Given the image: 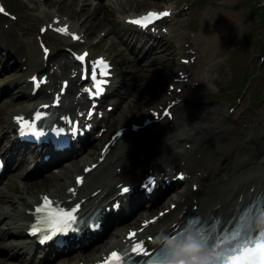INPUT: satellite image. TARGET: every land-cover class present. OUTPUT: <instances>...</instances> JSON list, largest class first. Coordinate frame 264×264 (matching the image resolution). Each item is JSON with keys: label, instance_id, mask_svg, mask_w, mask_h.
<instances>
[{"label": "rangeland", "instance_id": "374dc122", "mask_svg": "<svg viewBox=\"0 0 264 264\" xmlns=\"http://www.w3.org/2000/svg\"><path fill=\"white\" fill-rule=\"evenodd\" d=\"M4 1L7 7L18 16L15 19H0V22L4 25L6 23L8 24L4 27L6 30L8 29L7 34H12L11 31L15 30V26L18 24L19 26L21 25L23 29L22 40H27L30 43L29 45H31L32 47L37 46L35 41V34L38 32V26L43 23L45 19L44 16L42 17V14L47 11L52 13V10H54L57 12V15H62L63 17L65 16L69 22H74L76 26L84 28L85 31H87L90 39H93L94 36L97 35L98 32L104 29L105 27L109 28L114 23H121L120 19L124 14H129L130 12L135 11H141L146 7L159 8L163 6H170L171 3L172 5L174 4L176 9H180L182 6H184L186 7L184 13L182 14L181 12H178L176 14L179 17L177 22L174 24L175 31L169 37L170 44H167L166 42L161 43V49L159 51H155L152 56L145 58V60H141L142 63H148V65L143 66L142 63L136 62V60L131 58V53H129L128 49H125L126 51L123 57L126 59V67H131L133 72H136L137 70L141 69L142 74L144 73V71H148L151 69L147 73L149 87L144 93L142 92L139 94L136 100V106L139 103H142L143 105L145 99V105H151L149 102L153 100L148 99V96L152 95L155 87L164 86L165 88H168L169 79L174 74L176 68L182 63L180 57L182 51L190 50L186 57L195 53L194 55L198 54L200 58L205 61L211 58L210 63L212 69L209 72L210 78L215 77L217 74L221 75L215 81L216 84L213 83V80H209L206 83H202L198 87L199 90L206 88L210 91H219L221 93H225L231 89H237L236 91H232V93H234V95H237L238 93L239 96L241 95L242 97H244L242 98L241 103H239V99H241V96L238 99L237 97L231 99L230 102L233 103V106L227 109V113L230 116L231 120L237 119L239 115L243 111H245V109L253 107V103L255 104V110L262 109V111L264 112V20H261L260 15L264 12V0H195L194 2L190 3H185V0H112L111 5L105 8V10H112L106 12H104V9H90L91 7L86 6L85 3H81L79 0H38L35 2L33 0ZM12 1L15 3V5L11 3ZM28 1L34 4V6H31ZM80 4L84 6L82 10H80ZM230 10L232 12H235V24L231 22L232 20L230 21V15L228 16V14H230ZM54 14L56 15V13ZM63 17L60 18L63 19ZM226 18L227 23L224 20ZM230 23H232L234 25L233 27L235 28H232V31L235 33H233L234 38L230 41L228 45L222 47V49H224L221 53V56L215 55L216 50L214 46L217 49V45L211 46L207 45L206 42L202 43L199 40H196V34L205 29L209 30V26L215 25L219 26L220 28L227 27V29H229ZM205 25L206 27H204ZM213 26L210 27V30L213 28ZM175 32L178 34H176ZM247 32L249 36L247 38V41H245L243 36L246 37L247 35H245V33ZM44 33L46 34V38L51 37V39L57 40V36L52 34L51 31L45 30ZM0 36L4 35L0 33ZM107 36H109L110 38H114L113 31L108 33ZM192 37H195V40ZM251 40L252 43H249ZM198 41L199 43H197ZM4 43L5 42H3V44ZM3 44L0 43V46H2ZM106 46H108V43L102 40L100 47L105 48ZM184 47L185 50H183ZM195 49L199 50L201 53ZM7 55H9L7 53V50L0 48V56L6 59L9 63V71L8 73H6V77H14L15 75H17L18 70L14 69L15 65H11L13 60ZM36 55L37 53H35V56ZM212 55L215 56L213 57ZM11 56L13 57V55ZM199 56L197 58H199ZM117 57L122 59L121 56H119L118 54ZM36 58H39V56L37 55ZM219 63H221L222 69L216 68ZM205 75L206 79L204 81L207 80V72ZM128 77L129 76H126V79H128ZM235 79H243L246 83L240 84L238 87L233 88L231 87V83ZM140 80H142V77ZM255 94H257V97H255L253 100ZM1 96L3 97L0 98V105H3L6 109L10 107L16 108L22 105H16L15 103L18 101H14L10 96L6 94H2ZM188 99L190 100V97ZM247 99L252 100L253 102H250V104L247 105ZM198 100L204 99L198 98ZM209 101H214L218 103L221 107L227 108L217 98L210 99ZM238 105L240 106V109L237 113H234L233 109ZM216 107L218 106H214L213 108ZM138 108L140 110H143L144 106H140ZM196 112L199 113L200 111ZM118 113H120L121 117V114L125 115L126 111L121 108ZM242 116L251 117V114H244ZM187 119L188 117H185L186 121ZM188 122L190 121H187L186 123ZM190 123L192 124V122ZM248 124L250 125V123ZM184 126L185 125H182L181 129L184 130ZM122 153L123 151L120 152V154ZM256 158L259 159L258 156ZM253 164L250 165L253 166ZM263 178L264 176L260 179L262 180ZM176 197H171L170 200L175 199Z\"/></svg>", "mask_w": 264, "mask_h": 264}, {"label": "bare ground", "instance_id": "6f19581e", "mask_svg": "<svg viewBox=\"0 0 264 264\" xmlns=\"http://www.w3.org/2000/svg\"><path fill=\"white\" fill-rule=\"evenodd\" d=\"M220 13H222V12H220ZM231 14H232V21L231 22H233V24H235L236 23L235 12L231 11ZM229 15L230 14H228V16ZM44 17H46L45 19L47 21L52 20L51 21L52 24L59 22V20H62L58 24H56V26H60L64 23H67L64 18L62 19V18H60V16H56L53 12L51 13V15L45 13ZM227 18L224 19L225 22H226ZM233 24H232V28H234ZM69 25H70V23H69ZM212 26L208 27V25H207L209 30H210V27H212ZM237 26H238V24H237ZM204 27H206V25ZM70 30H76V29H70ZM80 32L81 31H79V33ZM233 33L234 32L229 30V29H222V28L220 29L219 26H216L215 28H212L211 32H209L207 30L201 31V34L196 36V38H197V40H203L204 42L207 43V45H211V46L217 45V49L214 46V48L216 50L215 55H220L224 49V48L222 49V47L228 45L230 43V41L234 38ZM4 34L6 35V33H4ZM176 34H178V33H176ZM192 38L194 39L195 37H192ZM197 43H199V41ZM197 43H196V45H197ZM211 48H210V50H211ZM195 50H197V49H195ZM197 51H199V50H197ZM31 54L34 56V53H31ZM193 54H195V53H193ZM203 55H204V53H203ZM212 56H210V57H212ZM210 59H208L206 61L202 60V59L197 60L196 66L193 69H191V71L188 74L189 80H197V81L202 83L206 79V75H205L206 71H208L210 68ZM29 62L30 63L34 62L32 57H30ZM28 66L33 68V69L34 68H44V66L42 65V63L40 61V57L36 58V61L34 62L33 65L28 63ZM118 69H119V67L117 66V73H118ZM20 73H22V72H20ZM182 74H183V72H179V69H178L176 71V74H174V75H178L179 78L182 80V79H184ZM22 77L23 76L21 75L20 79ZM72 81L74 82V79H72ZM23 83H24V85H23V89L21 92L26 93L27 101H28L27 104H29V105H27L21 109H15V111L24 110L26 108H29L34 101L33 100L34 96H32L31 93L29 91H27V85H25L24 81H23ZM178 83L179 82H176V84H178ZM196 88H197L196 84H188L187 87L185 88V92H183L181 94H177L175 91H171L170 93H167V92L164 93L163 86L157 88V92L155 95H156V98H158V102L153 103L156 108L158 107V105L162 101H164L166 103H170V107L172 106V108L174 109V111H173L174 113L180 115L184 112L183 114L185 117H188V119L189 118H191V119L195 118V121H196V119L201 117L202 123L198 124V125H193V123L191 124L190 122L185 123V126H184L185 129L183 130V129H181L182 125L176 127L175 123H173V120L168 119V117H166V116L161 117L159 119L160 124H155V125L167 127V129L160 130L162 133H165V137H164L163 142L156 145L150 151L143 152V156H140L141 152H138L137 150H134L133 148H131V146L128 147V145H127V147L123 150V153L120 154L119 157H117V159L114 163V165L115 164L120 165V169H118V170L114 169L111 173L113 175V178L117 179L115 181H120V179H122V178H123V180H132L130 177L132 176V173H134L137 165H140L141 163L148 161L150 159H152V166L155 168L158 163H164L165 165H167V163L176 162V161H177V165L180 166L179 162L183 158L184 161L182 164L187 169V171L189 172V177H188L187 181L201 183L202 177L205 174H209V180L205 184V188H210L211 194L219 193L220 192L219 187L222 185V186H227L225 191L228 194L231 191L235 190V195H236V192L241 188L242 184L245 181H247V184L248 183L250 184L253 181H255L256 182L255 188L259 189L257 183L261 180L260 179L261 176L255 172L253 174L249 175L247 178H245L243 182L236 183L239 176L241 175L240 166H246L247 165V168H249L251 166L250 164H253V163L255 164V166L256 165L264 166V157H263L264 155L260 156L257 153V151H255V150H253L252 154L246 158H240L239 160L236 158H232L231 159L232 163L228 167L227 166L224 167L227 169L223 172H220V169L223 165V163L220 160L225 155L224 151H227L228 149L233 148L234 146H236L235 148L242 147L243 146L242 142L244 140L239 139V137H240L239 131L237 130L236 125L228 122V120L225 116L226 114H224L221 110H219V107L213 108L211 111L206 112V113H204V112H199V113L195 112L194 113V111L187 112V110H185V111L182 110L183 106L187 105L186 102H187V100H189L188 98L192 94L195 93ZM71 90L74 91L75 89H71ZM127 108H129V107L127 106ZM141 116L144 119L150 115L148 112H145L144 108H143V110L142 109L140 110L137 106H134L132 109L127 110L125 115L121 114V121H123L122 123H124V122L126 123V122H130L129 120H133L134 118L136 119V118H139ZM239 120H240L241 124H243V122H246V123L250 122L249 126H251L253 123L252 118L250 117L248 119L247 116H242L241 119H239ZM132 122H134V121H132ZM163 123H167V124L162 125ZM6 126H7V128H11L12 124L10 122H8ZM175 130L176 131L181 130V132H176ZM260 133H264V129L260 130ZM168 134H170V136ZM244 136H247V134H245ZM141 141H142V139L139 140V142H141ZM186 142H193V146L190 148V151L188 152V154H186L187 151H184V150L188 149V148L184 147ZM142 146H144V144ZM212 146L214 148L218 149L217 150L218 152H216L217 154L212 153ZM180 147H183V149L180 150L179 149ZM95 150H96V147L91 148V153L95 152ZM197 153H199V154L197 155ZM257 156L259 159L256 158ZM127 157H128V159H127ZM261 157H263V158H261ZM221 173L228 174V177L225 178L224 176L220 175ZM248 173H250V170ZM101 178H106V174L102 173ZM55 182H57V180ZM262 182H264V178L262 179ZM104 183H106V182H104ZM58 186H64V181L60 182L58 184ZM108 187L109 186H107V184H106L105 188H108ZM112 188H115V187H112ZM186 188H188V187H185V189ZM60 190H61V188H60ZM21 194H23V193L21 192ZM21 194H19L18 196H22ZM7 196H12V195H11V193H8ZM207 197H209V196H207ZM177 198L179 201L177 202L176 208H174L172 210V211H175L174 212L175 215L178 213L180 208H184V205H187L185 207L186 209H191V208H189V202L194 203V201H193L194 198H196L195 202L197 203V205H199L198 209H201V211L203 213H204L205 209L209 212L213 211V208L211 207V205L215 202V199H213V198H212L213 200L211 202L203 203V202H201V200L203 198H206L205 196H203V195L193 196L192 193L185 192L184 190H182L180 192V194H178L177 197L175 199H172L171 201H175ZM217 199L221 200L222 198L217 197ZM199 202H201V203H199ZM23 203L27 204L28 202L26 200H24ZM22 216L24 219H27L29 217V215H27L25 213L22 214ZM23 223L24 222H20V225H23ZM112 246H114L113 241L110 243V247H112ZM100 247L101 246H96V249H99Z\"/></svg>", "mask_w": 264, "mask_h": 264}, {"label": "snow or ice", "instance_id": "6c2138e0", "mask_svg": "<svg viewBox=\"0 0 264 264\" xmlns=\"http://www.w3.org/2000/svg\"><path fill=\"white\" fill-rule=\"evenodd\" d=\"M2 11L3 9H0V12ZM167 15H169L168 12H148L146 15L131 20L130 22L146 27L151 21ZM55 30L57 32H67V27L57 28ZM73 38L78 39L75 35H73ZM87 55L88 53L85 52L77 56L76 59L83 62ZM108 68L109 65L104 58H98L92 63L91 79L93 81V87L96 89L94 95L98 96L103 91L102 85L107 83L103 77L109 74ZM97 69L100 70L99 75L101 79L99 80L97 79ZM32 79L36 81L35 76ZM42 82L40 81L39 83ZM39 83L36 84L37 87H39ZM86 91L93 94L91 90L86 89ZM41 116L42 113L37 111L31 123L23 117H15L20 125V134H31L38 138L42 137L44 133L37 130V124L35 123V121L40 120ZM63 131V129H60V133ZM72 131H76L75 126L72 127ZM180 178L182 179L183 176L181 175ZM76 182L80 183L81 178L77 177ZM69 191L74 190L69 189ZM121 191L127 193L129 188L123 187ZM41 201L35 208L36 223L44 225V227L41 228L36 225L31 227V234L33 235L43 232L40 243L50 241L58 235L67 234L70 230H75L74 225L77 222L75 213L80 207L79 204L71 208V210H65L46 195L41 198ZM262 204H264V192L257 193L250 200L249 205L240 211L251 214L255 207L261 209L260 215H264V208L261 207ZM229 223L232 225L231 227L226 226L221 229L219 220L205 221L202 218L194 217L187 221V226H182L179 231H176L170 237L173 239L182 237L184 235V229L190 228L200 243L214 253L215 264H264V230H260L257 233L252 223L245 227L242 218H238L237 221H230ZM135 236L136 233L134 231H129L128 238L132 241L130 248H125L123 254L112 251L103 260L102 264H169L170 253L166 247H164L166 255L164 258H161L160 253L150 254L146 251L145 242L143 240L136 242L134 240ZM129 253L136 254L137 256L142 254L147 259H140L139 261L133 262Z\"/></svg>", "mask_w": 264, "mask_h": 264}, {"label": "clouds", "instance_id": "9594fccd", "mask_svg": "<svg viewBox=\"0 0 264 264\" xmlns=\"http://www.w3.org/2000/svg\"><path fill=\"white\" fill-rule=\"evenodd\" d=\"M255 224L264 230V215L259 216ZM153 243L169 250V264H215L214 253L200 243L190 228H185L184 235L175 239L161 230Z\"/></svg>", "mask_w": 264, "mask_h": 264}]
</instances>
